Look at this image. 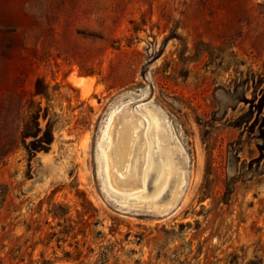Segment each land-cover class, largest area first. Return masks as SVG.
Returning a JSON list of instances; mask_svg holds the SVG:
<instances>
[{
  "label": "rangeland",
  "instance_id": "374dc122",
  "mask_svg": "<svg viewBox=\"0 0 264 264\" xmlns=\"http://www.w3.org/2000/svg\"><path fill=\"white\" fill-rule=\"evenodd\" d=\"M0 264H264V0H0Z\"/></svg>",
  "mask_w": 264,
  "mask_h": 264
},
{
  "label": "bare ground",
  "instance_id": "6f19581e",
  "mask_svg": "<svg viewBox=\"0 0 264 264\" xmlns=\"http://www.w3.org/2000/svg\"><path fill=\"white\" fill-rule=\"evenodd\" d=\"M119 122H120V126L118 127L117 139L115 141V148H114L115 163L117 165L118 170H121V173H122V176L118 178V182L122 186L133 187L137 184L136 180H137L138 172H139V155H138L139 154V148H138L139 147V143H138L139 124L129 119H124ZM145 130H146V127H145ZM139 140L141 142V139ZM146 152H147V149H146ZM148 162L149 163L145 165L144 169H142V172H143L142 177H145L147 170L149 168V164L150 163L153 164V161L150 157H149ZM159 173H160V169L157 173V177H159L160 175ZM114 178L116 177L114 176Z\"/></svg>",
  "mask_w": 264,
  "mask_h": 264
},
{
  "label": "trees",
  "instance_id": "16d2710c",
  "mask_svg": "<svg viewBox=\"0 0 264 264\" xmlns=\"http://www.w3.org/2000/svg\"><path fill=\"white\" fill-rule=\"evenodd\" d=\"M34 93H41L39 90H35V92Z\"/></svg>",
  "mask_w": 264,
  "mask_h": 264
}]
</instances>
